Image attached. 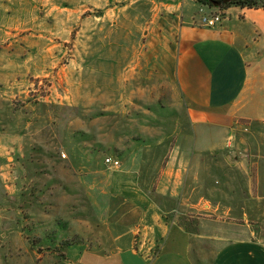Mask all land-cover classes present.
Masks as SVG:
<instances>
[{
  "label": "rangeland",
  "instance_id": "1",
  "mask_svg": "<svg viewBox=\"0 0 264 264\" xmlns=\"http://www.w3.org/2000/svg\"><path fill=\"white\" fill-rule=\"evenodd\" d=\"M163 1L0 0V264H74L68 249L88 244L94 227L104 232L107 198L122 193L110 183L152 199L172 182L178 223L224 219L228 209L233 223L240 206L220 196L242 193L246 180L222 171L239 161V140L257 148L264 125L193 127L176 76L172 84L154 68L177 42ZM214 9L191 22L222 20ZM139 53L140 72L128 67Z\"/></svg>",
  "mask_w": 264,
  "mask_h": 264
},
{
  "label": "crops",
  "instance_id": "2",
  "mask_svg": "<svg viewBox=\"0 0 264 264\" xmlns=\"http://www.w3.org/2000/svg\"><path fill=\"white\" fill-rule=\"evenodd\" d=\"M159 7L166 12L163 19L177 22L174 25L177 42L175 54L171 43L169 53L154 56L155 72L169 78L172 84L173 74L176 76L193 127L217 126L227 134L241 120L262 130L264 9L231 7L222 11L221 22L207 27L191 22L197 18L194 13L197 10L212 13L216 9L195 0H165ZM171 23L169 35L173 36ZM144 55L139 53L137 64L128 63V67L143 71ZM125 60L128 62L130 58L124 57L122 65ZM258 133L257 148L251 149L239 140L235 146L239 161L222 171L229 173L235 169L234 173L240 171L246 180L242 193L220 196L222 202L240 206L234 210L233 223L226 222L230 209L224 213V219L188 215L186 225L178 223V199L173 198L177 197L173 192L177 186L172 182L162 188L165 192L159 190L160 195L152 199L131 198L124 194L129 190L128 183L121 186L110 183L111 192L121 189L122 193L113 192L107 198L102 220L105 230L94 227L95 235H91L88 244L68 249L75 252L73 263L264 264V134ZM168 173L172 175L173 168ZM221 179L236 181L228 174ZM187 201L185 205L196 206ZM203 207L211 208L207 204ZM189 218L196 219L195 225L190 224Z\"/></svg>",
  "mask_w": 264,
  "mask_h": 264
},
{
  "label": "trees",
  "instance_id": "3",
  "mask_svg": "<svg viewBox=\"0 0 264 264\" xmlns=\"http://www.w3.org/2000/svg\"><path fill=\"white\" fill-rule=\"evenodd\" d=\"M212 1H221V0H196L198 4L207 6L209 8H216L212 5ZM231 7H239L242 9H264V0H232L217 8L226 10Z\"/></svg>",
  "mask_w": 264,
  "mask_h": 264
},
{
  "label": "built area",
  "instance_id": "4",
  "mask_svg": "<svg viewBox=\"0 0 264 264\" xmlns=\"http://www.w3.org/2000/svg\"><path fill=\"white\" fill-rule=\"evenodd\" d=\"M219 22H221V16L219 15H214V14L207 15L206 14L205 16L203 15L201 18H199L200 25L207 26V27H213ZM105 164L110 168H118L120 166L119 161L114 160L112 158H106Z\"/></svg>",
  "mask_w": 264,
  "mask_h": 264
},
{
  "label": "water",
  "instance_id": "5",
  "mask_svg": "<svg viewBox=\"0 0 264 264\" xmlns=\"http://www.w3.org/2000/svg\"><path fill=\"white\" fill-rule=\"evenodd\" d=\"M230 1H232V0L212 1V5L217 8V7H220L221 5H224Z\"/></svg>",
  "mask_w": 264,
  "mask_h": 264
}]
</instances>
